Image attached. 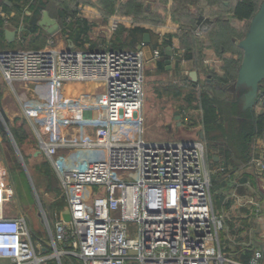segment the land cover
I'll list each match as a JSON object with an SVG mask.
<instances>
[{
  "label": "built area",
  "instance_id": "obj_1",
  "mask_svg": "<svg viewBox=\"0 0 264 264\" xmlns=\"http://www.w3.org/2000/svg\"><path fill=\"white\" fill-rule=\"evenodd\" d=\"M118 26L114 19L110 31ZM210 28L202 20L191 34L201 39ZM143 47L0 51V76L8 86L45 83L59 89L70 82L96 81L104 87V119L95 141L73 144L102 151L101 168L63 166L54 160L58 146L39 137L70 216L66 222L61 213L51 223L43 215L47 246L34 243L26 219L12 213L14 189L0 169V264H241L221 248L224 218L213 207L211 175L216 170L208 165L205 144L142 138ZM257 105L264 106V97ZM246 169L257 179L264 177L261 152L253 150ZM93 187L98 194L88 204L79 191ZM261 261L256 252L247 264Z\"/></svg>",
  "mask_w": 264,
  "mask_h": 264
},
{
  "label": "crops",
  "instance_id": "obj_2",
  "mask_svg": "<svg viewBox=\"0 0 264 264\" xmlns=\"http://www.w3.org/2000/svg\"><path fill=\"white\" fill-rule=\"evenodd\" d=\"M127 1L129 0H118V5L119 3H125ZM225 5L227 6L228 4L225 3ZM172 8L173 0H145V20L136 21L132 16L122 15L117 12L113 15H105L97 0H80L78 5V17L85 20L89 26V30L86 34L87 41L83 43L82 47L78 48L70 40L65 38L64 42L55 45L52 42V47L49 46L50 42H48V46L42 49H50L53 51H64L72 48L89 51H128L129 49L126 47L122 49L114 47L115 36L114 33L110 31V23L116 19L119 23V27L126 30L134 27L146 29L148 31L146 34L149 35V43L144 44L142 48L145 63L143 90L144 93H147L146 98L151 99V95L148 93H180L178 95L182 97L180 98L184 101V107L176 109L175 105L168 99L169 97L163 99L166 101V105L163 107L151 99L153 101H151L153 103L152 109L149 111L145 109L144 115H147V113L149 114V121H154V116L155 118L159 117L160 120L158 122L160 125H168L173 121L175 124H178V126H182L184 125V111H195L196 114L199 115V120H197V122L190 121L187 128L188 130H193V127L196 126L198 127V132L195 137L187 135L190 138L186 141L199 140L205 144L201 110L197 102H195L196 104L193 106L192 102L188 103L186 97L181 93H196L200 85V74L203 71H211L214 75L222 76L224 66L223 59L237 61L239 58L238 50L240 49H238L234 43L233 50L223 54L220 52L221 54H218L213 46L212 38L208 35L212 28V24L209 31L199 40L192 34L187 35V32L182 28V23L173 20ZM0 16L5 17L1 7ZM12 16L13 13L8 15V18ZM203 18L207 20L213 19V17L209 15H205ZM6 29L14 31L17 40L10 44L6 42L8 45L13 46L11 48L6 47L4 50H21L16 48L15 45L17 42H23L21 38L22 27L17 30L6 21L4 30ZM125 37L126 33L123 34L122 42H124ZM164 40H169L171 46L165 45L163 42ZM168 47L171 48L172 51L171 58L165 56V51ZM156 50L159 52L161 50L164 51L166 59L162 67L158 66L159 62L162 61V56L160 55L159 58L154 57V51ZM169 59L170 64L167 65L166 61ZM193 73L196 74V82L192 79ZM207 81L206 84L209 85L210 88H213L210 78L207 79ZM0 83H2L3 86L0 93V112L2 111L7 118L5 121L0 113L4 121V124L0 123V127L6 131L2 132L0 130V169L4 172L6 183L14 189L15 201H18L24 196L28 197L27 191L22 186V176L24 175L27 179V174L24 171L15 172V166L12 164L9 166L7 164L9 158L13 156V153L16 151L20 155H24L29 164L42 158L44 161L43 163L49 165L51 174L57 179L59 186L58 177L53 171L44 152L40 149L39 137L46 143H54L58 146L54 160L60 162L65 167L81 169H99L102 167L101 165L104 163L102 151L98 149L79 148L73 145L79 139H86L88 141H95L96 139V129L102 124L104 119V87L101 83L96 81L70 82L64 84L59 89L53 88L51 85L45 83H14L12 86H8L2 80L1 76ZM212 84H214V82ZM215 86L219 88L220 91H225L224 93H230L232 95L231 101L236 102L242 112L247 111L243 110L241 102V97L245 92L243 89H236V91L232 92L229 88L231 85L223 87L216 83ZM5 87L8 88V91ZM213 90L215 89L213 88ZM157 97H160V95L157 94ZM176 112H178L180 117L178 120L175 116ZM249 112L250 114L263 113L264 106L257 105L256 102L253 111ZM9 121H15L17 124L12 123V125L9 126ZM147 123L149 124H147V128H149L151 122ZM24 125H27V128L29 127L33 137L26 133V139L23 140L19 146L15 143L11 133L8 132L10 136L8 140L6 139L7 131L25 130ZM158 143H169V141ZM254 147L258 152L262 153L264 159V142L261 138L255 139ZM40 166L41 165H38L36 169L41 176L45 177L44 169L39 170L41 169ZM243 172L252 176L255 182L259 185L261 184L264 188V177L262 179H257L253 176L251 171L246 168ZM8 173L10 174L8 175ZM247 184L248 182H246V185ZM28 185L31 189L32 186L29 182ZM249 187L250 186H245V188ZM79 192L85 197V201L88 204H90L92 198L98 194V190L95 187L83 188ZM64 205L61 212L52 214L51 223L55 222L61 213L62 216L65 214L67 210L66 200ZM256 207L257 208L254 209L251 205L246 209H241L242 211H239V218L242 224L235 227L231 223L229 226H226L228 224L225 223L226 227L222 231L223 246L221 248L226 254V243L229 241L228 238H230V236L235 237V239H245L243 241L244 244L236 251V254L238 258L248 254V260L245 263L241 260L242 258L237 261L230 258L236 263L247 264L256 252H260L262 254L261 264H264V203L262 205H256ZM253 210L254 212L252 213ZM18 214H20V211ZM33 241L39 246H44L39 238H36L35 234L33 235ZM227 256L230 257L229 254H227Z\"/></svg>",
  "mask_w": 264,
  "mask_h": 264
},
{
  "label": "trees",
  "instance_id": "obj_3",
  "mask_svg": "<svg viewBox=\"0 0 264 264\" xmlns=\"http://www.w3.org/2000/svg\"><path fill=\"white\" fill-rule=\"evenodd\" d=\"M80 0H0V7L5 17L0 16V50L6 47L11 48L4 40L5 23L8 21L10 26L15 29L22 27V39L31 37L34 41L40 38L42 28L38 26L42 12L47 11L50 18L55 19L59 25V32L63 33L67 40H70L76 47L80 48L87 41L86 34L89 26L85 20L78 17ZM98 4L105 15H113L116 12L122 15L132 16L136 21L145 20V0H129L125 3H119L118 0H97ZM264 0H173L172 18L176 22L182 23V28L191 35L194 27L205 20L212 24V28L208 35L212 38L213 46L218 54L225 53L234 49L235 41H240L247 32V25L253 18ZM225 3L228 5L226 6ZM193 9V10H192ZM211 9V10H209ZM192 10V11H191ZM13 16L8 18V15ZM205 15L213 17V19H204ZM223 15V16H222ZM234 23L240 25L239 28L233 26ZM126 33L124 42H122L123 34ZM148 31L141 27H134L126 30L118 26L114 32V47L122 49L124 47L129 50H136L143 43V35ZM165 45L171 46L169 40L163 41ZM8 50V49H7ZM13 50V49H10ZM31 50H40L34 47ZM242 53L241 50H238ZM162 61L158 66L162 67L166 59L164 51H160ZM240 55V54H239ZM239 57L237 61L223 59V75L217 76L210 71L212 83L220 86L233 85L236 82L237 71L241 63ZM207 85V84H206ZM213 90L208 85L206 91L199 92L196 102L201 110L202 127L204 142L207 141L208 146L214 150V154L207 155V162L211 169L216 172L211 175V196L213 207L216 212L220 206L228 208L229 202H225L222 193H219L225 187L227 180L235 174L237 177L236 188L237 193L245 189L243 185L248 182L249 186H255L256 182L252 176L243 172L249 162L252 152L255 149V139L261 138L264 142V112L260 114H250L249 111H241L238 104L234 101L221 100L217 95V89L214 84ZM3 89L0 83V93ZM264 97V80L260 83L258 99ZM194 97L188 94L187 102H192ZM10 133L19 146L26 139L24 130H10ZM232 143V144H231ZM233 143L240 154L232 149ZM256 150V149H255ZM214 157L218 161H214ZM44 169L45 177H50L51 170L47 163L41 166ZM235 175V176H236ZM22 186L27 191L28 197H31V189L28 185L26 177L22 176ZM32 198V197H31ZM65 205L60 203L48 207L50 216L57 212H61ZM219 214H221L219 212ZM227 223V222H225ZM229 225V223H228ZM222 232L220 233V244L222 240ZM227 244V243H226ZM223 244H221V247ZM225 252V251H224ZM249 255L245 254L239 257L243 262H247ZM66 264V261L64 262ZM63 263V264H64Z\"/></svg>",
  "mask_w": 264,
  "mask_h": 264
},
{
  "label": "rangeland",
  "instance_id": "obj_4",
  "mask_svg": "<svg viewBox=\"0 0 264 264\" xmlns=\"http://www.w3.org/2000/svg\"><path fill=\"white\" fill-rule=\"evenodd\" d=\"M55 2L57 3L58 0H55ZM233 26H235V28L240 27V25L237 23H234ZM246 27L248 29L249 24ZM65 38L66 37L63 35V33H60L59 31L53 36H49L46 33V31L42 29L40 38L37 39V41L33 42L32 41L33 39L31 37H27L26 39L23 40V42H17L15 47L21 50H31V48L38 46V48L42 49L48 46V42H53L55 45L57 43L64 42ZM239 54L240 55L238 57H242V53H239ZM144 72H145V68H144ZM210 73L212 72L210 71ZM209 78L210 76L207 75V72L205 71L201 72L200 81H199L200 85L198 87L199 89L197 90L196 93H192V96L194 97L192 99L193 106H195L196 104L195 103L196 98L199 92L201 91V89L204 91L208 89L207 88L208 85H206V83L208 82L207 79ZM211 84H212V81H211ZM5 89H7L8 91L7 87H5ZM211 89L213 88L211 87ZM224 92L217 89L216 93L219 99L225 100V101L226 100L231 101L232 95L230 93H224ZM146 94L147 93H144V102H143V110H142V118H143L142 138L143 140L148 141V142L149 141L157 142V143L158 142H168V141L169 142H179V141L188 140L190 138L188 137L189 135L192 137H195L197 135L196 133L198 132L197 130L198 127L194 126L193 130H188L187 128V126H189L190 121L197 122V120H199V115L196 114L195 111H191V110L184 111L183 113V116H184L183 124L184 125L182 126H178V124H175L173 121H171L168 125H165V124L160 125L158 122L160 120L159 117L155 118L154 116V121L153 120L149 121L148 120L149 114L147 113V115L146 114L144 115L145 109L147 111L152 109L153 101L162 107L166 105V101L163 100V99H166L165 97H169L168 99L171 100L170 102L175 105L176 109H178L179 107H184L183 105L184 101H182L181 99L182 97L178 95L180 93H148L149 95H151V99L153 101L150 98L147 99ZM157 94H159L160 97L161 96L162 97L161 98L157 97ZM181 94H183L184 97H187V95L191 93H181ZM146 121L151 122V125L149 128H147L149 124ZM0 123L4 124V121L1 115H0ZM8 123H9V126H11L12 123L17 124V122L15 121H9ZM24 126H25L24 131L28 135H31V137H33L32 132L29 129V127L27 128V125H24ZM8 132L10 133V131H7L6 133L7 140L9 139V136H10ZM205 149H206L207 155L208 154L211 155L215 153L214 150L210 148V146H208L207 141H205ZM232 149L235 150L236 153L240 154L239 151L237 152L239 148L236 149L234 143H233ZM25 158L26 157L24 155H20L16 151L13 153V156L9 158V161H7V164L9 166L11 164L14 165L15 167L14 166L13 167H14L15 172L24 171L27 174V180L29 184L32 186L31 188L32 198L24 196L18 201L14 200L11 203V207L14 209L13 212L18 213L20 211V214L26 219L28 228L31 230L32 234L33 235L35 234L36 238H39L41 243L47 246L48 244L47 231L42 222L43 215H46L48 220L51 221L52 218L50 216L48 207L51 205L58 204V203L64 205L65 198L63 197V195L61 194L59 190L57 179L52 174L50 175V177H43L38 173L36 167L38 165H42L41 163L44 162L43 159L41 158L39 160H36L32 164H29L27 162V159ZM10 173H13V172H10ZM10 173H8V175ZM235 175L231 177L230 180L228 179L225 184V187L219 191V193H222V195L225 198L224 203H228V202L230 203V206L228 208L225 209V207L220 206L218 209V211L221 213V215L224 218V225H223L224 228L223 229H225L226 226H229V225L225 226V222H227L226 224L231 223L235 227H238L239 225L242 224L239 218L240 217L239 211H242L241 209H246L248 206H251V205L252 207H254V209H256L257 208L256 205H262L264 203V188L261 186V184L259 185L256 182L255 186L245 188L243 191H241V194L237 193L236 188H235L236 187L235 182H237L236 179L238 176L237 175L235 176ZM253 212L254 210L252 211V213ZM228 239L229 241L227 242L226 252L227 254L230 255L231 259H234L235 261H237L239 260V258L237 257L238 255L236 254V251L242 247V244H244L243 241L245 239L243 238L235 239V237H232V236H230V238ZM221 244H223L222 241H221ZM64 262L65 261H63V263ZM66 264H70V263L66 261Z\"/></svg>",
  "mask_w": 264,
  "mask_h": 264
},
{
  "label": "water",
  "instance_id": "obj_5",
  "mask_svg": "<svg viewBox=\"0 0 264 264\" xmlns=\"http://www.w3.org/2000/svg\"><path fill=\"white\" fill-rule=\"evenodd\" d=\"M38 26L44 29L49 36H53L60 30L57 21L50 18L47 11L42 12ZM4 39L8 44L13 43L17 40L16 33L6 29L4 30ZM143 43H149L148 34L143 35ZM235 45L242 51V59L237 71L236 82L229 88L232 92L236 89H243L245 91L241 97L243 110L253 111L257 102L260 83L264 80V1L259 5L249 22L245 36L240 41H236ZM165 56L171 58V48L166 49ZM166 64H170V59L166 61ZM192 79L196 82L195 73L192 74ZM0 113L6 121L7 118L4 113L2 111ZM175 116L177 120L180 118L178 112L175 113ZM0 130L6 132L2 127ZM214 161H217V157L214 158ZM62 217L66 222L70 220L67 213L63 214Z\"/></svg>",
  "mask_w": 264,
  "mask_h": 264
}]
</instances>
